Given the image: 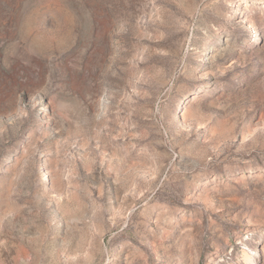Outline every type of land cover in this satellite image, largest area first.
<instances>
[{"label":"rangeland","instance_id":"1","mask_svg":"<svg viewBox=\"0 0 264 264\" xmlns=\"http://www.w3.org/2000/svg\"><path fill=\"white\" fill-rule=\"evenodd\" d=\"M0 264H264V0H0Z\"/></svg>","mask_w":264,"mask_h":264}]
</instances>
